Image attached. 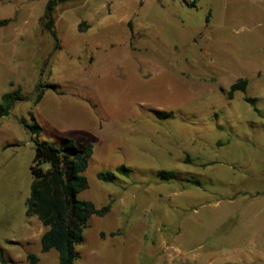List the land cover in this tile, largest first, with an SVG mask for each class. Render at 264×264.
Instances as JSON below:
<instances>
[{
    "label": "rangeland",
    "instance_id": "374dc122",
    "mask_svg": "<svg viewBox=\"0 0 264 264\" xmlns=\"http://www.w3.org/2000/svg\"><path fill=\"white\" fill-rule=\"evenodd\" d=\"M258 1L67 0L47 14L48 0H0V96H23L0 118V264L58 263L25 201L35 142L65 136L93 144L79 197L111 203L75 264H264ZM238 79L247 87L230 97Z\"/></svg>",
    "mask_w": 264,
    "mask_h": 264
},
{
    "label": "trees",
    "instance_id": "16d2710c",
    "mask_svg": "<svg viewBox=\"0 0 264 264\" xmlns=\"http://www.w3.org/2000/svg\"><path fill=\"white\" fill-rule=\"evenodd\" d=\"M67 0H48L46 13L59 2ZM194 5V1L190 3ZM8 19H0V26L6 25ZM53 21L48 19L45 27L55 37ZM246 79H238L229 87L228 95L232 97L237 90L245 91ZM40 97V96H39ZM38 97V98H39ZM23 99L21 88L8 90L0 96V118L10 114L12 107L17 101ZM254 109L255 99L245 96ZM158 117H168L169 112L158 111ZM32 130H39L38 125H33ZM93 154V144L78 145L71 137H62L59 142L48 143L36 141L30 172L32 182L30 194L26 198V215L36 216L45 230L40 236L41 250L43 252L55 250L57 252V264H75L79 254L77 246L84 240V231L89 226V219L93 214L103 215L110 209L109 202L101 208H95L92 202L82 199L79 194L87 188L88 181L84 172ZM117 173L127 175L130 168L125 165L117 167ZM158 175L161 179L172 178L173 171L160 170ZM98 179L112 182L117 179L113 171H101L97 174ZM199 185L198 180H189ZM28 259L36 263L37 257L28 254ZM0 261L6 263L2 251Z\"/></svg>",
    "mask_w": 264,
    "mask_h": 264
},
{
    "label": "crops",
    "instance_id": "0c3cea01",
    "mask_svg": "<svg viewBox=\"0 0 264 264\" xmlns=\"http://www.w3.org/2000/svg\"><path fill=\"white\" fill-rule=\"evenodd\" d=\"M258 2L261 3V4H259L258 9L263 8L262 6L264 5V0H259ZM209 15L210 14H208V17L206 18L207 22H209ZM256 21H258L259 23H261V18L257 19Z\"/></svg>",
    "mask_w": 264,
    "mask_h": 264
},
{
    "label": "built area",
    "instance_id": "2783aa9c",
    "mask_svg": "<svg viewBox=\"0 0 264 264\" xmlns=\"http://www.w3.org/2000/svg\"><path fill=\"white\" fill-rule=\"evenodd\" d=\"M189 1H190V3H191V2H193L194 0H189Z\"/></svg>",
    "mask_w": 264,
    "mask_h": 264
}]
</instances>
